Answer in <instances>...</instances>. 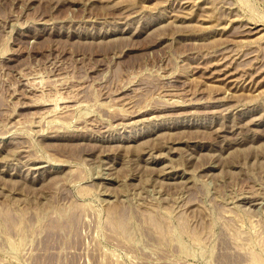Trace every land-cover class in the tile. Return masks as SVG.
<instances>
[{"label": "rangeland", "instance_id": "obj_1", "mask_svg": "<svg viewBox=\"0 0 264 264\" xmlns=\"http://www.w3.org/2000/svg\"><path fill=\"white\" fill-rule=\"evenodd\" d=\"M0 264H264V0H0Z\"/></svg>", "mask_w": 264, "mask_h": 264}]
</instances>
